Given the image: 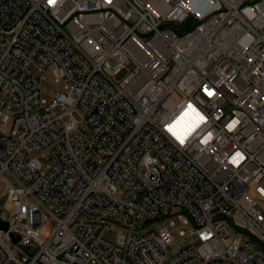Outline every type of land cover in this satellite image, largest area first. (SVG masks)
<instances>
[{"label": "built area", "instance_id": "built-area-1", "mask_svg": "<svg viewBox=\"0 0 264 264\" xmlns=\"http://www.w3.org/2000/svg\"><path fill=\"white\" fill-rule=\"evenodd\" d=\"M0 181V264H264V0H0Z\"/></svg>", "mask_w": 264, "mask_h": 264}, {"label": "rangeland", "instance_id": "rangeland-1", "mask_svg": "<svg viewBox=\"0 0 264 264\" xmlns=\"http://www.w3.org/2000/svg\"><path fill=\"white\" fill-rule=\"evenodd\" d=\"M186 24L187 23H185L182 26L185 27ZM171 25L174 27L178 26L177 23H172ZM132 67H133V64L125 66V68L122 69L116 75V79L121 80L126 75V73L132 69ZM51 69H52L51 66L47 67V69L43 73V80L41 81V97L46 100H50L52 98L56 88H60L64 85L63 80H60L59 82L55 80V77L53 76ZM173 97L176 100H180L182 98V95L180 94V92L175 90L173 93ZM9 128H10V123L4 128V131L7 133L9 131ZM47 153H48V149H45L44 150L45 156H37L43 168L46 167V165L48 164V158L46 157ZM9 209H10V204L6 200L5 188H4L3 183L0 181V217L6 216ZM170 221H173L176 224L174 227L170 228L171 233L175 240L174 245H172L171 247H172L173 253H176L180 250V248H182L185 245V241L178 235V232H177V230L179 229L178 227L180 225V222L176 221L175 218L171 217V218H168L165 223H169ZM53 228H54L53 221L50 217H46L45 219L42 220V222L40 223L38 227L39 238H40L41 243H43L47 239V237L49 236ZM120 230L123 231L122 228L114 226V229L109 233V238L111 240H114L116 237V234Z\"/></svg>", "mask_w": 264, "mask_h": 264}, {"label": "snow or ice", "instance_id": "snow-or-ice-1", "mask_svg": "<svg viewBox=\"0 0 264 264\" xmlns=\"http://www.w3.org/2000/svg\"><path fill=\"white\" fill-rule=\"evenodd\" d=\"M55 2H56V0H49L50 4H54ZM205 92L209 97H211L215 94L213 91H211L207 88H205ZM190 113H196V110L192 107V105L188 106V111L184 112V114L180 117V119L176 121V124H174L168 128V131L172 132L173 135H176L177 139H179L181 143H183V136L178 135L177 132L175 131V129H176L177 125H180L181 123H183L185 121V119L190 115ZM196 116L198 117V121H202L204 119V117L200 116L199 113H196ZM191 127H195V125H192ZM189 130H191V128H189ZM236 155H237V157L240 156L239 153H237ZM237 162H238L237 159L234 157L233 163H237Z\"/></svg>", "mask_w": 264, "mask_h": 264}, {"label": "water", "instance_id": "water-1", "mask_svg": "<svg viewBox=\"0 0 264 264\" xmlns=\"http://www.w3.org/2000/svg\"><path fill=\"white\" fill-rule=\"evenodd\" d=\"M0 228L3 229V230H6V228H7L6 223L5 222H1L0 223ZM13 240H14V242H16V239L15 238H13Z\"/></svg>", "mask_w": 264, "mask_h": 264}]
</instances>
